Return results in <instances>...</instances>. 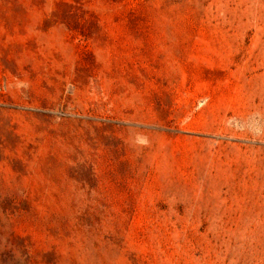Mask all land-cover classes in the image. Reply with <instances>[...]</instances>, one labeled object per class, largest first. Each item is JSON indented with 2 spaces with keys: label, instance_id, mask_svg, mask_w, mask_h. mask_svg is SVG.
<instances>
[{
  "label": "rangeland",
  "instance_id": "rangeland-1",
  "mask_svg": "<svg viewBox=\"0 0 264 264\" xmlns=\"http://www.w3.org/2000/svg\"><path fill=\"white\" fill-rule=\"evenodd\" d=\"M0 264H264V0H0Z\"/></svg>",
  "mask_w": 264,
  "mask_h": 264
}]
</instances>
